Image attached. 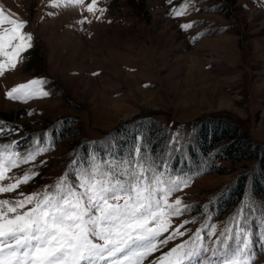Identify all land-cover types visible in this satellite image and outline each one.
<instances>
[{"label":"rangeland","instance_id":"1","mask_svg":"<svg viewBox=\"0 0 264 264\" xmlns=\"http://www.w3.org/2000/svg\"><path fill=\"white\" fill-rule=\"evenodd\" d=\"M185 2L97 0V9L105 11L93 14L86 9L91 0L84 8L55 7L51 0H0L5 13L26 21L23 31L32 35V46L16 67L0 76V145H13L8 150L22 155L47 149L13 170L18 176L29 168L39 173L21 186L23 192L40 191L72 172L73 161L83 164L79 154L85 143H107L117 124L136 115L163 122L172 143L192 138L199 121L212 115L235 121L254 141L264 142V0H188L186 14L175 16L173 10ZM34 80L42 82L33 86L40 90L35 95L7 96ZM96 156L90 150V158ZM169 162L165 159L160 170ZM220 164V172L191 180L166 170L189 181L173 198L190 206L179 220L196 223L144 264L205 223L204 242L216 247L212 242L241 213L246 221L241 226L251 231L252 264H264V197H248L228 213L209 212L210 202L217 203L255 160ZM212 225L217 233L209 237Z\"/></svg>","mask_w":264,"mask_h":264},{"label":"snow or ice","instance_id":"2","mask_svg":"<svg viewBox=\"0 0 264 264\" xmlns=\"http://www.w3.org/2000/svg\"><path fill=\"white\" fill-rule=\"evenodd\" d=\"M51 2L55 7H85V0ZM96 5L97 0H91L87 11L103 14L105 9ZM187 7L188 0L173 14L185 15ZM26 23L0 6V76L14 69L20 54L32 46L31 33L23 31ZM39 83L18 85L7 96L31 97L40 91L33 87ZM12 147L0 145V196L15 194L0 198V264H144L169 241L191 232L186 225L196 223L195 219L179 220L190 206L179 196L173 198L189 181L160 170L141 156L139 147L118 161L97 158L86 165L73 161L72 172L30 193L21 186L39 173L29 168L18 176L13 170L35 161L47 149L22 155L8 150ZM242 221V213L234 217L233 226L212 242L216 247L204 242V229L209 228L205 223L150 264H252L251 231L241 226ZM216 233L212 225L206 235Z\"/></svg>","mask_w":264,"mask_h":264},{"label":"trees","instance_id":"3","mask_svg":"<svg viewBox=\"0 0 264 264\" xmlns=\"http://www.w3.org/2000/svg\"><path fill=\"white\" fill-rule=\"evenodd\" d=\"M136 147L140 148L142 157L154 161L160 169L164 167L165 159H171L165 169L190 180L220 172L221 161L254 159L255 164L248 173L228 184L217 203L210 202L213 208L209 212L228 213L248 197L252 200L264 197V142L254 141L227 117L203 118L193 137L179 144L171 142L166 125L153 115H136L117 124L110 131L107 143H85L79 158L86 165L92 161L90 150H93L97 155L94 160L118 161L129 157Z\"/></svg>","mask_w":264,"mask_h":264}]
</instances>
